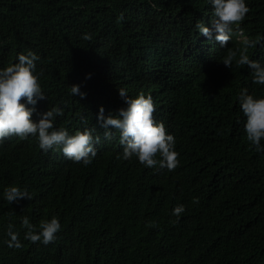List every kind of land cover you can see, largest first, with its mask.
Returning a JSON list of instances; mask_svg holds the SVG:
<instances>
[{
  "label": "trees",
  "instance_id": "16d2710c",
  "mask_svg": "<svg viewBox=\"0 0 264 264\" xmlns=\"http://www.w3.org/2000/svg\"><path fill=\"white\" fill-rule=\"evenodd\" d=\"M248 6L243 35L264 37V0ZM209 15L206 0H0V66L25 49L41 56L47 99L37 111L62 104L55 126L71 133L92 109L116 114L118 88L144 92L180 161L169 172L117 160L108 150L115 139H104L83 166L34 138L0 140V190L18 184L33 196L0 199V264H264V153L246 140L236 100L241 88L264 95V86L251 83L247 66L221 63L240 36L221 48L194 29L197 20L210 26ZM248 54L264 62V39ZM73 84L83 99L70 95ZM21 215L33 224L57 216V239L24 241ZM8 223L24 247L3 243Z\"/></svg>",
  "mask_w": 264,
  "mask_h": 264
},
{
  "label": "clouds",
  "instance_id": "9594fccd",
  "mask_svg": "<svg viewBox=\"0 0 264 264\" xmlns=\"http://www.w3.org/2000/svg\"><path fill=\"white\" fill-rule=\"evenodd\" d=\"M210 7V26L197 20L194 29L208 40L218 42L225 48L234 33L241 38V45L222 58V64L231 68L247 66L253 85L264 86V62L251 59L248 51L257 47L264 37L251 38L243 35L241 22L249 13L248 0H206ZM84 40L91 39L90 33H83ZM41 56L31 50L17 52L15 61L6 66H0V140L15 136L19 140L34 138L37 147L47 153L49 150H59V154L73 163L88 166L93 162L97 152L106 141L115 139L117 152L115 158L121 161L136 162L145 168L166 169L171 172L179 165V153L176 150V139L166 130L162 121L154 119L155 105L151 95L139 92L135 96L128 94L127 89L118 88V96L123 101L116 114L105 115L103 106L98 112L92 109L90 113L81 115V122L73 132L65 127H56L55 121L63 116L62 104L47 106L45 111H37L39 101L47 99L41 88L40 77L43 70H37V61ZM91 74H86V79ZM71 96L83 99L86 93L80 90V85L68 86ZM21 98L23 102H21ZM237 104L243 114V130L246 140L258 153H264V95L249 93L247 88H241L236 96ZM35 113V119L33 114ZM96 116H95V115ZM32 193L26 186L7 184L0 190V199L8 204H19L21 200H31ZM195 202V198H194ZM185 211L183 203H177L171 208V215L177 218ZM20 228L23 229V240L43 245L57 239L61 223L57 216L41 219L33 224L27 215L19 217ZM3 243L10 249H20L24 244L20 232L13 223L4 228Z\"/></svg>",
  "mask_w": 264,
  "mask_h": 264
}]
</instances>
